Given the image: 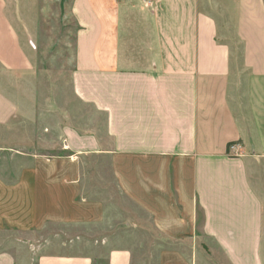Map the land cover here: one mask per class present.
Masks as SVG:
<instances>
[{"label":"crops","instance_id":"crops-1","mask_svg":"<svg viewBox=\"0 0 264 264\" xmlns=\"http://www.w3.org/2000/svg\"><path fill=\"white\" fill-rule=\"evenodd\" d=\"M7 10L0 0V79L18 77L19 117L33 105L35 67ZM69 10L72 89L92 113L68 117L61 149L109 168L75 178L64 168L60 186L54 167L42 185L43 168L0 169V208L18 199L8 223L32 233L28 245L0 247V264H264V0H71ZM3 87L0 121L15 112ZM42 203L64 207L51 220L109 227L40 241ZM117 208L122 227L103 213Z\"/></svg>","mask_w":264,"mask_h":264},{"label":"rangeland","instance_id":"rangeland-1","mask_svg":"<svg viewBox=\"0 0 264 264\" xmlns=\"http://www.w3.org/2000/svg\"><path fill=\"white\" fill-rule=\"evenodd\" d=\"M70 2L71 0H8V15L16 28H19L22 40L32 56L35 75L32 83V108L29 104V110L19 117L18 77L5 75L4 79H0V82L6 81L7 87L3 88L9 92V96L14 99L15 103V112L11 118L0 121V169L7 171L16 166L18 168H43L42 173L37 176L41 185L47 183L48 178L52 181V176L48 177L46 174L47 167H54L57 170L58 174L54 175L53 183L55 182L59 186L64 182L62 175L64 168L71 169V178L79 177L78 172L81 168H94L98 165L109 168V160L65 158L61 149L62 128L64 122L68 121V117L71 115V119L78 122L85 120L92 113L88 107L75 98L72 89L71 76L75 68L76 24L69 10ZM231 37L235 36L231 35ZM18 136L26 139L27 143L18 144ZM3 176L10 182L17 177L20 178L19 175L11 174ZM23 178L28 183H32V179L34 182V176L32 177L30 174L24 175ZM74 193L78 200V193L76 191ZM112 193L121 199L119 193L117 194L115 191ZM58 194L62 197V187ZM4 195L6 194L4 193ZM61 201V199L60 202L58 200V203L62 204ZM5 202L7 205L0 208L2 211L0 217L5 222L0 227V247L15 250L18 249V245H28L29 236L32 233L30 231L20 233L18 226L8 223L7 219L11 220L10 217L18 218V199L14 201L9 198ZM30 209L32 208L24 209V213L31 212ZM37 209L35 210L38 211L40 228L34 235L39 236L40 241H46L50 236L57 244L63 243L69 241L70 237L86 233L94 235L96 230L101 231L105 227H109L108 223L104 226V224H75L51 220L52 209L56 216H62L64 209L62 205L50 208L42 203V206ZM65 209L75 216L80 213L84 216V213L86 215L92 211L84 209L82 206H67ZM106 211L105 209L104 215L114 214L117 216L112 225L118 224L122 227L126 215L125 210L117 208L111 212ZM27 217H30V213H27Z\"/></svg>","mask_w":264,"mask_h":264},{"label":"built area","instance_id":"built-area-1","mask_svg":"<svg viewBox=\"0 0 264 264\" xmlns=\"http://www.w3.org/2000/svg\"><path fill=\"white\" fill-rule=\"evenodd\" d=\"M230 150H231V152H234L236 154H241L240 144L239 143L230 144Z\"/></svg>","mask_w":264,"mask_h":264},{"label":"water","instance_id":"water-1","mask_svg":"<svg viewBox=\"0 0 264 264\" xmlns=\"http://www.w3.org/2000/svg\"><path fill=\"white\" fill-rule=\"evenodd\" d=\"M33 44V42H31Z\"/></svg>","mask_w":264,"mask_h":264}]
</instances>
